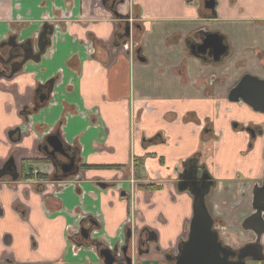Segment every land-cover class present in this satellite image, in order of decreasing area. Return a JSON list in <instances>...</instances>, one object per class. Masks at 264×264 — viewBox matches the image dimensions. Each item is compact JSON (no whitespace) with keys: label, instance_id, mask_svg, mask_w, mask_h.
Returning <instances> with one entry per match:
<instances>
[{"label":"crops","instance_id":"1","mask_svg":"<svg viewBox=\"0 0 264 264\" xmlns=\"http://www.w3.org/2000/svg\"><path fill=\"white\" fill-rule=\"evenodd\" d=\"M203 2L125 0L118 11L130 17L138 44L133 53L128 45H113L124 41L126 26L105 0H0V41L35 36L46 19L61 25L53 49L39 62L27 63L13 77L0 75V165L14 153L24 169L22 158L41 155L39 143L65 115L63 139L84 166L83 180L63 179L44 194L35 180L20 179L16 189L0 185V264H105L95 248L70 243L69 233L89 215L100 222L96 236L114 246L124 241L133 209L137 230L156 231L159 247L140 259L160 264L184 237L192 215L193 198L175 186L176 169L199 152L218 180L212 210L234 238L241 237L239 223L251 212L250 189L242 207L229 204L238 199V175H262L264 139L251 149L246 133L232 125L264 116L230 102L228 94L246 72L264 79V0L256 11L248 6L252 0H218L217 18ZM201 30L225 35L230 55L212 62L191 51L188 37L200 41ZM138 49L145 61L137 59ZM54 75L60 76L54 99L38 113L24 114L23 105ZM208 120L217 138L203 137ZM16 127L19 142L8 136ZM226 134L240 137L234 142L239 145L224 140ZM34 165L52 171L47 163ZM135 172L133 201L126 189ZM20 205L29 209L26 219ZM261 243L264 249V235Z\"/></svg>","mask_w":264,"mask_h":264},{"label":"flooded vegetation","instance_id":"2","mask_svg":"<svg viewBox=\"0 0 264 264\" xmlns=\"http://www.w3.org/2000/svg\"><path fill=\"white\" fill-rule=\"evenodd\" d=\"M205 1L206 0H204L203 2V7L207 9L205 7ZM105 2L108 7L110 6L111 12H113L115 16L121 19L126 26L125 32H123L125 36L122 37L124 41L122 40L118 41L115 39L113 41V45L114 46L128 45L129 49H132L134 53L135 49L138 48V44L136 43L137 41H135L131 37L132 24L129 21L130 17L118 11V6L121 5L119 0H105ZM217 4H218V0H216V6ZM216 6L214 10L207 9L211 11L214 18H217ZM45 25H47L46 29H44ZM58 27L59 28L61 27L59 22H57L54 19H51V20L46 19L43 23V27L35 36L31 35L30 37L21 41L19 39V35H14V36L9 37L8 39H4L0 41V46L2 44H5L4 47H2V49L0 50V53L3 56V58L0 59V75L2 76L10 75V77H13L18 72H21L27 63L39 62L44 57V55H46L48 52H50L53 49L54 37H55V33ZM201 32H203L202 38H204L205 34L208 33V31L206 30H201ZM211 33L218 34L223 46L225 47V52L219 59H215V53H214L213 48L212 50H208V52H206V54L204 55L200 54V52L203 50V47L201 46L202 39L200 41H195L196 36H193L194 34L188 37L189 49H191V51H193L199 57L201 56V58L203 59H209L212 62L213 61L221 62V60L229 56L231 52L229 50L230 47H228L227 45L228 43H226L227 37H225V35L219 32H211ZM41 34H44L43 40H47L48 44L46 45L45 50L41 53L42 54L41 59L39 61H35V60H32L31 57L33 56V54H37L40 51L38 46L40 43L42 44L43 42V40L40 41V38L42 36ZM136 54H137V59L141 61L139 59V56L141 55V50L138 49L136 51ZM14 70H17V71L13 73ZM245 74L254 75L250 72L244 73L239 78V80L233 85V87L237 85V83L241 80V78ZM254 76H257V75H254ZM59 78H60L59 75H54L53 77L48 79L44 84L40 85V87L37 89V92L35 93V98L30 103L23 105V113L24 114L28 112L38 113L42 109L41 107L42 104L43 105L49 104L54 99L52 95H53V92L55 91V86L58 83ZM231 89L229 90V93ZM234 103H238V102H234ZM240 104H245V103L240 102ZM260 114L264 116V113H260ZM64 116L65 115L61 117V119L57 122V124L52 126L51 130H49V132L44 136L43 141L39 143L38 151H39V154L41 155H37L33 159H30V158L23 159L22 158L24 169L22 170L18 169V165L15 162L14 153L11 154L4 161L2 165H0V173L1 171H3V174L0 175V185L1 186L9 187L10 189H13V188L16 189V185L14 186L13 183L17 182L20 179L24 178L26 179V181L35 180L37 182L38 188L40 187L39 191H41V193L44 194L49 190H53V191L57 190L59 182H62L63 179L67 180V178L73 176L75 177V180H74L75 182H80L81 180H83V176L79 177L80 175H82L80 173L81 169H84V166L81 165L82 162L80 159L79 152L72 145L66 143V141L63 139V136H62V127L65 125V120H66ZM260 121L261 122L249 121L246 123L236 121V120L233 121L232 126L235 129V131L246 133V135L249 137L250 139L249 146L251 149L254 147V144L257 141V139L259 138L264 139V119ZM52 134L58 135L61 138V140L64 142L65 146L68 148L66 155L54 154L52 148L47 146L45 139L47 136L52 135ZM206 134H211L210 137L217 138V136L214 135L213 127L209 120L206 122V125L204 126V130H203L204 138H206ZM8 136H9V139L11 140L14 138H18V142H19L20 137H21L20 130L17 127L13 128L9 131ZM13 141L17 142V140H13ZM45 148L48 150H45ZM34 163L35 164L47 163L50 165L52 171L49 172L50 174H46V172L42 170L39 165L38 166L34 165ZM238 176H239L238 178L239 195H238V199L235 201L236 204L239 205V203L245 202V200L247 199L248 194H246V196H243L241 201L238 202L239 199L241 198L240 197L241 191L243 193V192H247V189H250L252 198L250 199L251 212L245 218H243L242 222H240L242 223L241 224L242 226L241 227V237H238V234H239L238 233L236 235L237 236L236 238L233 237V234H232L233 232L227 230V224H226L227 222L224 221L221 217L216 216L213 210L209 208L208 196L211 194V192H213V189L216 188L218 180H216L215 177L213 176L212 172L210 171L207 165L206 158L201 152L194 154L192 157L185 159L184 161L180 163V167L176 169L175 186L180 191H182L181 188H185L187 192L189 191V194L192 196L193 199H194V195L192 193H196L200 188L202 189L207 185V187L210 189L209 194L206 196V203L214 219L213 229H215L218 232L219 237H220L219 239L222 242V244L231 248L234 251V254L231 255L230 257V261L232 263H228V264H243L244 262L245 264H264V257H263L264 249H263L261 240L258 242L255 239L256 237L255 232L250 229L247 230L243 226V222L254 213L253 199L255 196L253 195V192L255 193V195H258L259 197V201L257 205L264 207V200L260 201L261 192L262 193L264 192V171L262 175L258 178L243 177L242 175H238ZM53 177L58 178V180L51 179ZM137 182L138 181H137L136 172H135L132 174L130 178L129 188L126 189V194L129 197H132L131 199H133V201H134L135 190L139 186L137 185L138 184ZM115 187L116 188L118 187L117 182L115 184ZM147 188L149 190L152 189L154 191V190H159L161 187L148 185ZM186 191H182V192H186ZM28 212H29V209L27 208V206H23L21 210L22 218L26 219ZM192 218H193V202H192V215L187 223L186 232H185L184 237L179 241L175 249L166 251L163 254L162 261H159L158 263L176 264L177 256L179 255V246H181L185 242V240H188L189 229H190ZM136 220L137 219L135 215V210L133 209L123 229V231L125 230L124 241L130 232L135 236L134 244L129 249V255L133 259L131 263L132 264H143L142 260L140 259V257L142 256V255L141 256L139 255L140 253L144 254V251L146 252L147 250L148 251L152 250V252L155 253L156 248L159 249L157 245L158 244L157 233L156 231L147 229V228L142 229V230L141 229L137 230ZM247 225H249L248 227H251L250 224H247ZM99 227H100V222L96 218L91 217L89 215H85L82 217L79 223V227L75 231L73 230L69 233V236H68L69 242L72 243L75 247H78V246L87 247L88 246L91 248H95L97 251L98 249L106 248V247L113 248V246H110L108 243H106L105 241H103L102 239L96 236V234L100 230ZM82 228H85V229H82ZM248 233H251V236H245ZM137 239H138L137 244H138L139 251L136 250V240ZM8 241L10 243L11 238L8 237ZM124 241H122L121 243H123ZM131 241L132 240L130 239V242ZM34 245L36 246L37 243H34ZM96 245H98V248L95 247ZM259 255L263 257V260L260 261V260L255 259ZM99 256L101 257L100 253H99ZM221 256L223 257V255ZM102 260L104 261L103 258ZM7 262L11 263L12 260L8 259ZM122 262L123 264H129V261L127 259H124Z\"/></svg>","mask_w":264,"mask_h":264},{"label":"water","instance_id":"3","mask_svg":"<svg viewBox=\"0 0 264 264\" xmlns=\"http://www.w3.org/2000/svg\"><path fill=\"white\" fill-rule=\"evenodd\" d=\"M122 4L124 0H119ZM216 6V0H206L205 7L207 9L214 10ZM47 25L44 26L46 29ZM130 29V28H129ZM40 41L43 40V35L41 34ZM203 50L200 54H206L208 50L214 49L215 59H219L225 52V47L223 46L218 34L208 32L202 38ZM47 40H43L40 43L39 53L33 54L32 60L39 61L41 59V53L45 50ZM5 44L0 46V50ZM201 57V56H200ZM3 56L0 53V59ZM141 61H145V58L141 55L139 56ZM28 60V59H27ZM26 60V61H27ZM24 64V63H23ZM17 70H14L16 72ZM228 99L231 102H242L250 106L254 111L259 113H264V79L251 74H245L241 80L233 87L228 95ZM45 142L48 147L52 148L53 153L57 155H66L68 148L65 146L61 138L52 134L46 137ZM47 147V148H48ZM45 150H48L45 148ZM3 174L1 171L0 175ZM182 191H186L185 188H181ZM210 189L207 185L204 188H200L194 195L193 199V218L190 224L188 240L179 246V255L177 256L176 264H228L232 263L230 261L231 255L234 251L223 245L220 241L218 232L213 229L214 219L208 209L206 203V196L209 194ZM247 192H240L241 201L243 196H246ZM253 199V209L254 213L248 217L244 222L243 226L245 229H250L255 232V239L259 242L264 235V207L258 206L259 197L255 195ZM264 200V192H261L260 201ZM256 218V219H254ZM250 224L251 227H248ZM85 229V228H82ZM82 231V230H81ZM135 236L130 232L123 243H116L113 248H101L98 249L101 257L104 259L105 264H123V260L127 259L129 264H132V257L129 255V249L134 244ZM130 239L132 240L130 242ZM136 240V250L138 249ZM98 248V245L95 246ZM156 250H158L156 248ZM139 255H143L140 253ZM223 255V257L221 256ZM255 259L263 260L262 256H257ZM245 264V262L243 263Z\"/></svg>","mask_w":264,"mask_h":264},{"label":"rangeland","instance_id":"4","mask_svg":"<svg viewBox=\"0 0 264 264\" xmlns=\"http://www.w3.org/2000/svg\"><path fill=\"white\" fill-rule=\"evenodd\" d=\"M255 3H257V4H255ZM260 3H262V0H259V2L257 1V0H252V3H249L248 4V6L249 7H252L253 8V11H256V9H258L259 10V4ZM241 4L242 5H244V3L243 2H241ZM244 6H246V5H244ZM249 15H250V13H249ZM233 132H234V130H232ZM234 133H236V132H234ZM239 139H240V137L239 138H237V137H231L230 136V134L229 135H225L224 136V140H226L227 142H232V144H237V145H239L238 143H234V142H239ZM241 139L243 140V143H244V141H245V137L243 136V135H241ZM225 141V142H226ZM230 144V143H229ZM245 149L247 150L248 149V145L245 143ZM214 203V192H211V194L208 196V205H209V208H211V210H212V206L215 204H213ZM236 202H232V203H230L229 204V207H233L234 206V204H235ZM245 204V202H242V203H239V205H237L236 207H237V209H239L240 207H242L243 205ZM233 223H234V221H233ZM241 224L242 223H239V228H241L242 226H241ZM230 233V232H229ZM233 234V233H232ZM234 234H236V233H234ZM231 235V234H230ZM236 236V235H235Z\"/></svg>","mask_w":264,"mask_h":264}]
</instances>
